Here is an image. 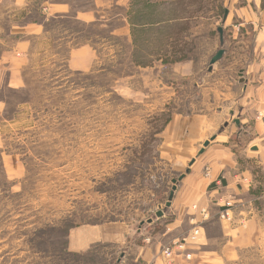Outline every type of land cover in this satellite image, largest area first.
<instances>
[{
	"label": "rangeland",
	"instance_id": "rangeland-1",
	"mask_svg": "<svg viewBox=\"0 0 264 264\" xmlns=\"http://www.w3.org/2000/svg\"><path fill=\"white\" fill-rule=\"evenodd\" d=\"M248 2L0 0V264H143L129 244L71 252L68 232L135 227L163 212L178 176L162 161L160 133L172 114L194 110L170 63L194 59L205 73L226 9ZM46 3L72 12L47 20ZM80 10L104 21L76 20ZM27 23H44L47 35L19 33ZM128 28L134 43L119 35ZM86 42L93 67L72 70L67 53ZM11 64L21 88L8 86ZM227 264H264V232Z\"/></svg>",
	"mask_w": 264,
	"mask_h": 264
},
{
	"label": "crops",
	"instance_id": "crops-1",
	"mask_svg": "<svg viewBox=\"0 0 264 264\" xmlns=\"http://www.w3.org/2000/svg\"><path fill=\"white\" fill-rule=\"evenodd\" d=\"M248 1L245 6L229 9L223 26V43L217 28L212 57L221 48L225 52L215 64L209 62L205 73L203 64L194 59L170 63L174 75L182 80L181 96L192 98L190 104L194 107L188 113L172 114L160 133L163 163L177 172L175 176L184 174L177 183L171 205L163 208L162 216L147 217L135 227L123 221L74 226L68 232L69 251L80 253L97 244L121 247L129 244V249L136 251L134 261L167 264L163 248L199 227L198 239L188 246L193 258L188 260L178 255L176 264H227L243 256L261 239L264 232V7L261 0ZM42 9L47 20L68 17L72 12L68 3H46ZM89 13L80 10L73 17L87 24L104 21L96 12ZM24 27L19 33L46 36L48 32L44 23H27ZM124 29L127 32V27L121 30ZM128 31L119 35L131 38V28ZM130 40L133 42V37ZM94 55L95 49L86 42L79 47L72 45L66 61L72 70H88L93 67ZM9 70L8 86L23 87L21 67L11 64ZM196 97H202L204 105L200 109ZM259 112L263 115L259 116ZM206 141L209 144L205 147ZM202 148L204 152L200 153ZM168 200L169 196L165 204ZM229 200L234 203L233 222L220 218Z\"/></svg>",
	"mask_w": 264,
	"mask_h": 264
},
{
	"label": "built area",
	"instance_id": "built-area-1",
	"mask_svg": "<svg viewBox=\"0 0 264 264\" xmlns=\"http://www.w3.org/2000/svg\"><path fill=\"white\" fill-rule=\"evenodd\" d=\"M263 114L259 112V116H262ZM234 207V203L229 200L226 201L225 206L223 210L220 212V218L227 220L229 222L234 221V215L232 213ZM200 228L196 227L194 230L189 233L188 235L184 236L181 240H178L177 242L173 243L172 245L165 246L162 250V254L166 260L167 264H176L175 259L178 257V255L184 256V258L191 260L193 258V254L188 251V246L196 242L200 235Z\"/></svg>",
	"mask_w": 264,
	"mask_h": 264
},
{
	"label": "water",
	"instance_id": "water-1",
	"mask_svg": "<svg viewBox=\"0 0 264 264\" xmlns=\"http://www.w3.org/2000/svg\"><path fill=\"white\" fill-rule=\"evenodd\" d=\"M228 14H229V10L226 9L225 14H224L223 19H222L223 23H225V21L227 20ZM218 31H219V34H220V37H221V42L223 43L224 42V39H223L224 29H223V27L220 26L218 28ZM224 52H225V50L223 48L219 49L217 51V53L211 58L210 63L211 64H215L216 62H218L223 57ZM208 144H209V141H206L204 143V146L206 147V146H208ZM203 152H204V148H202L200 150V153H203ZM194 161L195 160L193 159L190 162V165H192L194 163ZM183 177H184V174H181L178 178H174L173 179L174 186H173L172 190L170 191L169 200L167 201L166 206H170L171 205V199H172V197L174 195V192H175V190L177 188V183H178V181L182 180ZM156 215L158 217H160V216L163 215V212L162 211H158Z\"/></svg>",
	"mask_w": 264,
	"mask_h": 264
},
{
	"label": "trees",
	"instance_id": "trees-1",
	"mask_svg": "<svg viewBox=\"0 0 264 264\" xmlns=\"http://www.w3.org/2000/svg\"><path fill=\"white\" fill-rule=\"evenodd\" d=\"M162 21V19L161 20H158V22H161ZM223 25H224V23H222Z\"/></svg>",
	"mask_w": 264,
	"mask_h": 264
}]
</instances>
